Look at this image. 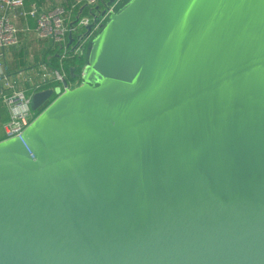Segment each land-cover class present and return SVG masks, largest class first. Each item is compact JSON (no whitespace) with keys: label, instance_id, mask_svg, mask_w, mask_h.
<instances>
[{"label":"water","instance_id":"95a60500","mask_svg":"<svg viewBox=\"0 0 264 264\" xmlns=\"http://www.w3.org/2000/svg\"><path fill=\"white\" fill-rule=\"evenodd\" d=\"M81 78L0 140V264H264V0H125Z\"/></svg>","mask_w":264,"mask_h":264},{"label":"built area","instance_id":"2783aa9c","mask_svg":"<svg viewBox=\"0 0 264 264\" xmlns=\"http://www.w3.org/2000/svg\"><path fill=\"white\" fill-rule=\"evenodd\" d=\"M124 1L102 7V0H72L70 8L60 4L45 11L36 4L27 8L26 0H0V104L8 115L0 128L2 140L20 136L37 117L31 108L35 93L47 89L61 93L80 85L79 79L69 77L66 61H85L89 42ZM29 37L50 41L48 52L42 59H30L29 65L10 71L8 49L21 46Z\"/></svg>","mask_w":264,"mask_h":264},{"label":"crops","instance_id":"0c3cea01","mask_svg":"<svg viewBox=\"0 0 264 264\" xmlns=\"http://www.w3.org/2000/svg\"><path fill=\"white\" fill-rule=\"evenodd\" d=\"M33 4L48 11L60 4L70 8L72 0H26L27 8ZM49 43L50 41L48 40H34V38L29 37V40L25 39L21 46L8 49L6 64L9 70L14 71L29 65L31 60L36 62L42 59L48 52Z\"/></svg>","mask_w":264,"mask_h":264},{"label":"trees","instance_id":"16d2710c","mask_svg":"<svg viewBox=\"0 0 264 264\" xmlns=\"http://www.w3.org/2000/svg\"><path fill=\"white\" fill-rule=\"evenodd\" d=\"M108 1L109 0H102L101 6L103 7L104 4L108 3ZM54 60L56 61L57 58H54ZM65 65H66V68H67V72H68L69 77L70 78L72 77L73 79H79V81L81 82L82 81V78H81L82 68H83V65H85L84 59H68L66 61ZM54 98H55V96L52 97L41 109L36 110L37 115ZM0 112L2 114V124H3V123H5L7 121L8 115H7L6 108L3 105H1V104H0ZM3 137L4 136L0 132V140H2Z\"/></svg>","mask_w":264,"mask_h":264},{"label":"rangeland","instance_id":"374dc122","mask_svg":"<svg viewBox=\"0 0 264 264\" xmlns=\"http://www.w3.org/2000/svg\"><path fill=\"white\" fill-rule=\"evenodd\" d=\"M31 108H33V109H34V102H32V103H31Z\"/></svg>","mask_w":264,"mask_h":264}]
</instances>
